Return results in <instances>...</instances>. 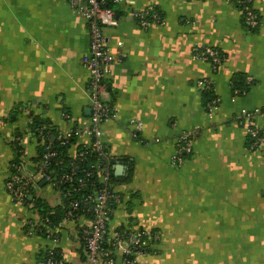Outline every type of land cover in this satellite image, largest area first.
I'll return each mask as SVG.
<instances>
[{
    "label": "crops",
    "instance_id": "1",
    "mask_svg": "<svg viewBox=\"0 0 264 264\" xmlns=\"http://www.w3.org/2000/svg\"><path fill=\"white\" fill-rule=\"evenodd\" d=\"M150 4L164 21L144 28L133 10ZM254 6L261 21L249 27L236 0H133L114 7L118 25L104 27L115 56L106 82L117 116L102 124V141L120 195L111 203L110 228L160 233L140 264H264V146L251 148L241 117L243 109L264 108V0ZM89 41L88 22L71 0H0V264H37L53 245L72 263L83 259L77 227L90 216L72 223L58 243L28 235L27 220L41 213L6 182L18 136L23 174L42 179L34 118L55 134L89 123ZM204 47L222 60L197 58ZM212 97L219 105L210 114ZM256 121L264 134V114ZM186 130L199 132L193 152L174 165ZM87 141L77 136L70 155ZM42 181L33 192L61 205L62 195L44 193Z\"/></svg>",
    "mask_w": 264,
    "mask_h": 264
},
{
    "label": "built area",
    "instance_id": "2",
    "mask_svg": "<svg viewBox=\"0 0 264 264\" xmlns=\"http://www.w3.org/2000/svg\"><path fill=\"white\" fill-rule=\"evenodd\" d=\"M132 2L133 0H71L75 11L88 22L89 51L84 55L83 61L89 73L88 89L91 97L89 123L81 127L60 130L53 137L54 140H50V132L45 127L40 126L34 129L33 133L40 138V142L46 148L43 159L37 164L38 173L44 180L51 182L56 191L59 190L62 181L70 182L71 185L75 183V185L66 192V195L70 197L69 210L65 212L62 219L53 220L49 216L40 214L37 219L29 218L27 220L26 232L28 235H43L53 243H58L63 233L69 230L72 223L79 221L81 216L88 214L90 222L77 227L79 230L77 239L80 242L83 255L80 262H70L63 251L53 245L41 252L37 264H116L118 257L121 264H140L141 258L153 251L154 243L160 238L158 231L125 228L112 230L110 228L111 203L115 199L119 200L120 195L114 191L111 183L114 159L109 155L102 141V124L117 116L106 82L115 56L107 46L108 38L104 27L118 25L116 10L109 6L110 3L120 5ZM239 2L245 4V20L251 26H258L261 19L254 6V0H240ZM133 16L144 28L153 23H163L164 21L157 8L152 4L143 9L135 8ZM122 44V41L118 42V45ZM195 56L203 60H212L214 63H219L222 60L219 52L211 47L197 49ZM201 85L206 86L205 83H201ZM235 91L240 92L239 89ZM218 105L219 99L212 98L207 105L208 112L210 114L215 112ZM262 114H264V108L241 111V117L252 138L251 148L253 149L264 146V134L256 121L257 117ZM137 128H141L140 123L137 124ZM198 133L197 130H186L178 136L176 150L172 156L174 165H182L186 157L192 154L193 142ZM77 136H86L88 141L72 157L85 159L90 152H93L100 161H96L90 168L83 167L80 176L74 175L77 163L73 161L71 163L72 173H65L58 178L54 177L47 170L49 160L57 156V151L54 149L55 141L62 146L71 145ZM22 140L21 136L16 137V141L21 145L18 149L19 162L15 160L12 162V169L16 172L11 173L6 187L14 197L34 209L32 188L35 190L38 184L31 175L23 174L25 149ZM101 160L104 161L101 162Z\"/></svg>",
    "mask_w": 264,
    "mask_h": 264
},
{
    "label": "trees",
    "instance_id": "3",
    "mask_svg": "<svg viewBox=\"0 0 264 264\" xmlns=\"http://www.w3.org/2000/svg\"><path fill=\"white\" fill-rule=\"evenodd\" d=\"M240 0H236V4L238 5V7L240 8V10L242 11V15H243V19L244 21L248 24L249 27H257V26H251L246 20H245V16H244V8H245V4L240 3ZM109 6L111 7H115L116 5H114L113 3H110ZM117 12V11H116ZM260 25V24H259ZM258 25V26H259ZM236 89V87H235ZM240 90H242V88H238ZM213 98V97H212ZM211 98V99H212ZM211 100H209L210 102ZM41 120L34 118L31 125L34 128H37L36 126L39 125L38 127H40L41 125ZM47 131L50 132V140L53 139V137L55 136L54 130L50 129V128H46ZM250 144L252 143V138L250 137ZM54 140V139H53ZM21 145L16 141V158L15 161L19 162V155H18V149ZM70 147V145H66V146H62L59 145L58 142L55 141L54 144V149L57 151V156L55 158H52L51 160H49V166H48V172L53 175L54 177H60L61 175L65 174V173H72L73 172V167L71 166V163L73 161H75L76 167L74 168V175L80 176L82 175V168L83 167H88L90 168L92 164H94L96 161H100L99 158H97V156L95 155V153L90 152L87 157L84 158H80V157H72L68 151V148ZM38 156H37V161H41L43 159L44 154L46 153V148L45 146L42 144V146H40L38 148ZM104 160H101V162H103ZM46 170V169H45ZM12 172L15 173L16 170L12 169ZM112 174L111 177L113 179L114 177V171L113 169L111 170ZM38 184V183H37ZM75 183H73V185L70 184V182L67 181H62L60 183V188L57 192H60V194L63 197V203L57 207H51L47 204V202L37 196L33 190L34 188H32V195H33V202H34V208L37 209V211L39 213H41L42 215L45 216H49L51 219L53 220H59L62 219L65 212H67L69 210L68 208V203L70 201V197H68L66 195V192L72 188V186H74ZM29 201V200H28Z\"/></svg>",
    "mask_w": 264,
    "mask_h": 264
},
{
    "label": "rangeland",
    "instance_id": "4",
    "mask_svg": "<svg viewBox=\"0 0 264 264\" xmlns=\"http://www.w3.org/2000/svg\"><path fill=\"white\" fill-rule=\"evenodd\" d=\"M42 180H43V178L41 179L39 176H37V180H35V181L38 183ZM42 188H43L44 193H49L50 195H53L54 197H57L60 195V194H58V192L57 193L55 192V188L53 187L51 182H47L45 185H43ZM35 193H38V191H35Z\"/></svg>",
    "mask_w": 264,
    "mask_h": 264
},
{
    "label": "water",
    "instance_id": "5",
    "mask_svg": "<svg viewBox=\"0 0 264 264\" xmlns=\"http://www.w3.org/2000/svg\"><path fill=\"white\" fill-rule=\"evenodd\" d=\"M42 122L43 123H46V119H43L42 120ZM115 168H116V174L117 175H120L121 174V170H123V165L122 164H117L116 166H115ZM47 183V181L46 180H43L42 182H41V185L43 186V185H45Z\"/></svg>",
    "mask_w": 264,
    "mask_h": 264
}]
</instances>
